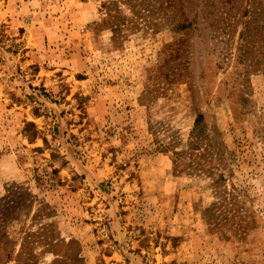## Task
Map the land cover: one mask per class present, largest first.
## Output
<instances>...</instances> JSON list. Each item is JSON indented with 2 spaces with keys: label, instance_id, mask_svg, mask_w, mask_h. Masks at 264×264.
<instances>
[{
  "label": "rangeland",
  "instance_id": "374dc122",
  "mask_svg": "<svg viewBox=\"0 0 264 264\" xmlns=\"http://www.w3.org/2000/svg\"><path fill=\"white\" fill-rule=\"evenodd\" d=\"M205 1L0 0V264H264V4Z\"/></svg>",
  "mask_w": 264,
  "mask_h": 264
},
{
  "label": "trees",
  "instance_id": "16d2710c",
  "mask_svg": "<svg viewBox=\"0 0 264 264\" xmlns=\"http://www.w3.org/2000/svg\"><path fill=\"white\" fill-rule=\"evenodd\" d=\"M237 1L238 0H226L225 3H231V4H233V7L232 8H235L237 6L235 4V3H237ZM182 2H183V0H140V2H138V4H135V2H134V5L136 7H138V8L140 7V9H137L138 13H140V14H143L146 11L148 13H150V12L155 13L156 10H159L160 12L162 10L165 13L164 14L165 17L167 15H170V17L168 16L169 18L167 17L168 18L167 20L168 21H172L173 18H174V16H175L173 13L176 12L177 8H179V5ZM215 2H216V0H206L205 1L206 6H209L210 9L211 8H216ZM256 2H257V5H261V4L263 5L264 4V0H257ZM246 3L249 5L250 4V0H246ZM223 8H225V7H223ZM168 10H172L173 13L172 14L171 13L169 14L168 13ZM224 12H226V11H222L221 12V16H220L221 21H226V19L229 16V13H228L229 11L227 13H225L226 16L223 15ZM259 17L260 18H263L262 20H264V12H261V14L259 15ZM255 19H257V18H255ZM263 27H264V24L262 26H260V27L257 26L256 28H258V29H257V31H256L255 34H259L260 29H262ZM201 119L202 118H198L196 120V124H199V122H200Z\"/></svg>",
  "mask_w": 264,
  "mask_h": 264
}]
</instances>
